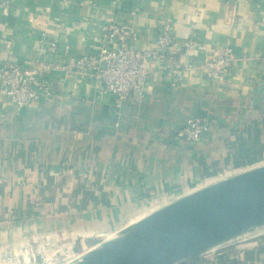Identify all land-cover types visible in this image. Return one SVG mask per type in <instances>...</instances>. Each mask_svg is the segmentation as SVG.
Here are the masks:
<instances>
[{
  "label": "crops",
  "instance_id": "1",
  "mask_svg": "<svg viewBox=\"0 0 264 264\" xmlns=\"http://www.w3.org/2000/svg\"><path fill=\"white\" fill-rule=\"evenodd\" d=\"M3 1L0 64L32 66L44 31L58 45L46 61L78 58L100 47L105 22L127 24L134 48L152 49L160 23L170 21L176 42L202 46L174 56L180 64L203 65L230 47L233 66L221 82L150 62L141 97L128 94L119 108L95 80L61 74L52 97L30 109L3 100L0 264H38L41 238L57 252L82 241L80 255L178 198L264 165V0ZM40 13L45 24L34 22ZM194 117L209 124L197 143L180 133ZM215 261L264 264V234L220 249Z\"/></svg>",
  "mask_w": 264,
  "mask_h": 264
},
{
  "label": "built area",
  "instance_id": "2",
  "mask_svg": "<svg viewBox=\"0 0 264 264\" xmlns=\"http://www.w3.org/2000/svg\"><path fill=\"white\" fill-rule=\"evenodd\" d=\"M4 3L0 2V7L7 5ZM42 14L35 17V24L41 22L45 24ZM98 27L101 31L100 47L78 58L64 62L46 61L48 56L57 54L58 45L54 40H46L44 31L40 35L41 43L32 66H20L11 62L0 64V106L4 100L17 109H30L41 97L51 98L54 93L53 75L57 74L72 76L77 84L88 78L95 80L98 88L114 99L116 108L120 107L128 94L135 98L141 97L147 65L150 62H161L170 74L200 69L204 77L218 79L221 82L231 76L233 54L230 47L216 50L203 65H197L192 59L180 64L174 56L183 51L189 57L202 46L195 38L176 42L172 38L173 23L170 21L160 23L154 48L146 50L134 48L136 35L127 24L105 22L98 24ZM260 80L264 81V68L260 72ZM170 86L175 87V81L170 83ZM208 130L209 124L206 119L194 117L185 120L180 133L186 141L197 143ZM219 250L208 252L196 261H184L180 264H215ZM37 255L31 254L30 263L36 262ZM78 255H69L68 259H63L59 263L65 264Z\"/></svg>",
  "mask_w": 264,
  "mask_h": 264
},
{
  "label": "water",
  "instance_id": "3",
  "mask_svg": "<svg viewBox=\"0 0 264 264\" xmlns=\"http://www.w3.org/2000/svg\"><path fill=\"white\" fill-rule=\"evenodd\" d=\"M264 234V165L126 225L65 264H180Z\"/></svg>",
  "mask_w": 264,
  "mask_h": 264
},
{
  "label": "rangeland",
  "instance_id": "4",
  "mask_svg": "<svg viewBox=\"0 0 264 264\" xmlns=\"http://www.w3.org/2000/svg\"><path fill=\"white\" fill-rule=\"evenodd\" d=\"M39 241H41L39 242V245L42 246L41 249H39L41 250V255L39 256L38 264H57L63 259H68L72 254H79L80 252L84 251L85 247L87 246V244H83L82 241H79L81 243H79L78 245H73V243L65 245L63 251L60 250L57 252L54 251L56 247L54 246V242L52 239L41 238V240Z\"/></svg>",
  "mask_w": 264,
  "mask_h": 264
},
{
  "label": "trees",
  "instance_id": "5",
  "mask_svg": "<svg viewBox=\"0 0 264 264\" xmlns=\"http://www.w3.org/2000/svg\"><path fill=\"white\" fill-rule=\"evenodd\" d=\"M193 261H196V260H193Z\"/></svg>",
  "mask_w": 264,
  "mask_h": 264
}]
</instances>
